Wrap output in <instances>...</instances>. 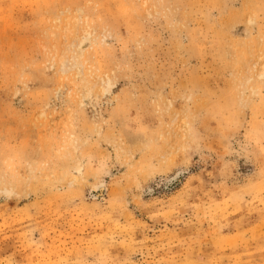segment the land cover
Here are the masks:
<instances>
[{
	"label": "rangeland",
	"instance_id": "1",
	"mask_svg": "<svg viewBox=\"0 0 264 264\" xmlns=\"http://www.w3.org/2000/svg\"><path fill=\"white\" fill-rule=\"evenodd\" d=\"M0 264H264V0H0Z\"/></svg>",
	"mask_w": 264,
	"mask_h": 264
}]
</instances>
